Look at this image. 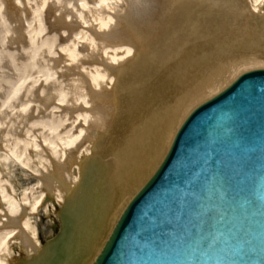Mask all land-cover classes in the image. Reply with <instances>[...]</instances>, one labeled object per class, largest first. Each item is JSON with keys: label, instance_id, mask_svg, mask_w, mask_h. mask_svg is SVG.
I'll return each mask as SVG.
<instances>
[{"label": "bare ground", "instance_id": "obj_1", "mask_svg": "<svg viewBox=\"0 0 264 264\" xmlns=\"http://www.w3.org/2000/svg\"><path fill=\"white\" fill-rule=\"evenodd\" d=\"M117 2L0 0V136L6 128L0 163L32 149L50 167L31 206L26 195L15 201L0 181V207L6 206L0 211V264H9L11 247L18 244L33 254L30 264H50L57 256L60 264H89L122 212L119 201L159 165L191 108L234 80L222 85L235 67L225 59V43L208 48L206 41L220 20L246 23L245 0ZM250 6L259 10L264 0ZM249 37L236 42L245 45ZM96 138L99 155L116 140L121 157L107 161L112 165L102 176V192L111 194L95 227L86 228L91 240L80 251L59 244L38 254L28 216L46 206L49 193L57 206L70 198V186L83 180L78 161L92 156ZM77 152L67 170L62 164L75 162L71 155ZM89 194L84 188L76 193L87 201Z\"/></svg>", "mask_w": 264, "mask_h": 264}, {"label": "water", "instance_id": "obj_2", "mask_svg": "<svg viewBox=\"0 0 264 264\" xmlns=\"http://www.w3.org/2000/svg\"><path fill=\"white\" fill-rule=\"evenodd\" d=\"M99 140L59 213V234L38 254L59 244L80 251L91 240L86 228L108 198L102 176L112 165L96 150ZM80 188L88 201L76 195ZM72 213L87 216V238ZM91 264H264V69L240 75L190 112Z\"/></svg>", "mask_w": 264, "mask_h": 264}, {"label": "rangeland", "instance_id": "obj_3", "mask_svg": "<svg viewBox=\"0 0 264 264\" xmlns=\"http://www.w3.org/2000/svg\"><path fill=\"white\" fill-rule=\"evenodd\" d=\"M252 1L253 0H245V2L247 3V9L249 8V14L246 19V23L241 24L240 21L236 23V20L235 22H228L225 19V21L220 20V22H218V24L216 25L215 32L210 33L206 41V46L208 48H212L216 44L220 45L221 43H225V45L223 46V50L229 51L226 54L225 59L227 60V62L229 61V63H234L235 67L231 72V77L227 78L222 83V85L225 82L232 81V78L235 79L245 72L264 69V6L259 10L254 11L250 6V3ZM112 2L115 3V5H119L117 0H112ZM247 34L250 35V37L247 39V41H250L249 43L241 45L236 42L239 38H241V35L246 36ZM229 83L230 82H228L223 88H221L222 86H219V88L223 90L226 86L229 85ZM219 88L214 91L207 92L206 95L191 108V110H193L196 106L200 105L207 99L219 93L221 91H218ZM9 120L10 119L6 120V125ZM63 131L64 130H61L60 132ZM5 132L6 128L3 127L2 136L5 134ZM92 136L93 134L90 133V137ZM27 141L30 144V147L33 148L31 145V140ZM1 145L2 142L0 141V146ZM108 145V149L105 150L106 153L103 154L102 159L108 161L112 155L116 154L118 156L117 159L119 160L121 157L119 153L120 149L117 148H119L118 146H121V144L118 145V142L114 140L111 141V143H109ZM77 157L78 152L74 155L75 162L72 164H68L70 170H72V166L76 164ZM81 159L83 160V157H81ZM46 161V157L38 155L32 149L30 155L27 154L26 156H23L22 152L19 151V153L16 155V158H14V160L11 161L10 164L5 165L3 163H0V181L2 182V188L13 195L15 198L14 200L17 202H20L24 195H26L29 200L28 206H31L36 198L39 197L42 193V189L40 187L42 177L50 171V167ZM154 169H150L151 171L148 170L147 175L144 177V179L141 180L139 184H137L135 188L131 190V192L122 197L121 201H119L118 205L116 206V209L122 208L123 210V208L134 196V194L141 188L144 181L151 176ZM109 194H107L106 197H110ZM62 205L63 204L57 206L54 202H49L46 206L38 209L34 215L28 216L29 227L30 230L35 233L36 241L39 245L38 247L43 248L49 242L54 240L59 234L60 220L58 213L59 210H61ZM5 207L6 206L1 204L0 211ZM26 212H29V208L26 209ZM110 218H112V216H110ZM92 222L95 226V223L97 222L96 218ZM107 234L108 232L104 235L102 243L106 240ZM95 255L90 259V262L93 261ZM27 256L28 253L24 251L19 244L13 245L11 247V251L9 252V264H17L21 260L26 259Z\"/></svg>", "mask_w": 264, "mask_h": 264}]
</instances>
